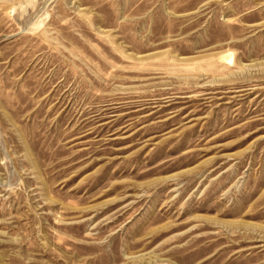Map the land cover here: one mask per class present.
Returning a JSON list of instances; mask_svg holds the SVG:
<instances>
[{
	"label": "rangeland",
	"instance_id": "374dc122",
	"mask_svg": "<svg viewBox=\"0 0 264 264\" xmlns=\"http://www.w3.org/2000/svg\"><path fill=\"white\" fill-rule=\"evenodd\" d=\"M0 264H264V0H0Z\"/></svg>",
	"mask_w": 264,
	"mask_h": 264
}]
</instances>
